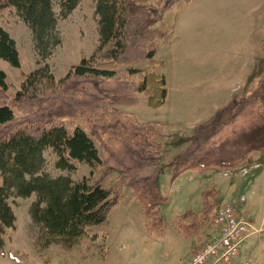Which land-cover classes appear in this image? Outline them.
Returning a JSON list of instances; mask_svg holds the SVG:
<instances>
[{
  "label": "trees",
  "instance_id": "trees-1",
  "mask_svg": "<svg viewBox=\"0 0 264 264\" xmlns=\"http://www.w3.org/2000/svg\"><path fill=\"white\" fill-rule=\"evenodd\" d=\"M96 1L99 45L57 78L45 60L62 43L58 21L66 19L80 0H60L59 12L53 0H0V12L14 7L31 29L39 58L38 67L24 76L14 95L8 94L7 75L0 69V255L5 253L6 230L16 221L9 202L13 194L39 196L31 216L40 227L35 237L40 250L54 243L70 246L106 236L96 228L109 219L127 187L140 203L148 229L163 234L164 221L156 213L166 200L159 184L164 167L171 169L175 181L189 170L231 165L264 149L263 80L250 96L228 101L193 127L187 147L163 165L167 124L141 120L122 107L139 104L140 94L153 108L166 102L168 82L158 72L163 61L155 55L168 33L158 23L163 12L180 0ZM0 58L21 66L16 41L1 25ZM246 111L256 116L251 125L216 143ZM98 143L107 153L104 160ZM47 149L61 169L76 172L86 163L93 171L102 170L81 181L42 174ZM211 195L212 190L202 193L200 212L211 209ZM194 226L187 224L184 229Z\"/></svg>",
  "mask_w": 264,
  "mask_h": 264
},
{
  "label": "rangeland",
  "instance_id": "rangeland-1",
  "mask_svg": "<svg viewBox=\"0 0 264 264\" xmlns=\"http://www.w3.org/2000/svg\"><path fill=\"white\" fill-rule=\"evenodd\" d=\"M53 2L56 12H59L60 0ZM96 6V0H80L66 19L58 21L62 43L45 60L57 78L63 77L72 64L89 57L99 45L101 38ZM6 12L2 16L8 19L11 14ZM158 25L168 33L159 42L155 55L163 61L158 72L164 74L168 82L167 100L161 107L153 108L148 105L147 97L140 94L139 104L122 109L135 113L141 120L167 124L169 129L162 139L164 165L169 156L187 147L193 127L209 119L228 101L247 98L263 82L264 0H180L163 12ZM13 33L20 40L21 70L29 73L39 65L32 33L31 50L27 42L29 37L23 30L16 28ZM252 50L259 54L260 63L251 61ZM248 58L250 64L245 61ZM246 64L248 66H241ZM0 69L9 75L11 86L7 92L14 95L20 85L16 80L21 70L2 58ZM244 70L253 79L246 90L233 92L232 87H239L238 79ZM248 112H243L227 126L216 143L224 140L226 135L251 125L256 116ZM97 146L102 159H106L103 145L98 143ZM249 154L231 165L209 167L208 176L204 178L197 176L188 183L186 178L179 192L176 188L178 179L172 181L171 169L164 167L160 181L166 200L156 213L164 221L163 234L148 229V220L141 212V205L127 187L109 219L96 228L106 236L70 246L54 243L40 250L35 243L40 227L31 216V206L39 200V196L36 192L29 196L13 194L9 202L16 221L13 227L6 230L5 253L0 255V264H187L191 250L198 249L212 236V220L220 207H235L243 201L246 209L253 208L255 211V214L249 215L251 222L260 223L262 220L264 170L257 175L253 170L257 165L264 166V150ZM43 156L41 173L51 177L70 176L74 181H81L91 173L99 175L102 170L93 171L91 166L83 163L76 172H69L56 166L57 158L51 149L45 150ZM117 176L118 172L114 171L113 177ZM262 189V194H259ZM205 190H212V207L200 212ZM128 202H134L135 206H128ZM192 210H197L194 211L197 213ZM189 212L193 213L183 217ZM187 224L195 226L186 231L184 226ZM258 234L256 256L263 258L264 227ZM186 251V257L180 259V254Z\"/></svg>",
  "mask_w": 264,
  "mask_h": 264
},
{
  "label": "crops",
  "instance_id": "crops-1",
  "mask_svg": "<svg viewBox=\"0 0 264 264\" xmlns=\"http://www.w3.org/2000/svg\"><path fill=\"white\" fill-rule=\"evenodd\" d=\"M5 10H7L6 13L11 14L10 18H8V19H6V18H4L2 16L3 13H5ZM0 25L3 28H5L9 32V34L16 41L17 48L19 50V55H20V62H21V66L19 67V69L21 70V68H22V61H21V50H20V43H19L20 40L18 39L17 36L14 35L13 30H15L16 28H19V29L23 30L26 35H28L29 38H28V41L27 42H28L29 50H31V29L27 26V24L23 20H21L17 16L14 7H7V8L3 9L0 12ZM250 57H251V61L259 62L260 63L259 54L256 55L253 50L250 53ZM255 57H256V59H255ZM262 59H264V58H262ZM245 61H248L249 62V58L247 60H245ZM254 62H252V64ZM262 62L264 64V60H262ZM249 64H250V62H249ZM241 66L246 67L248 65L246 64V65H241ZM22 72L23 71L21 70V74H19V77L16 80L18 82V84H20L19 85V88H20L21 83H22V81L24 79V76L27 74L25 72H23V73ZM6 75H7L6 80H7V83H8V90H9V88L11 86V82H10V79H9V75L7 73H6ZM241 75L242 76L238 79V82H239L238 85H239V87L237 88L236 86L233 85L234 86V87H232L233 88L232 89L233 92H235L237 90H241V89L242 90H246L248 84H250L251 81H252V79H253V77L250 78V76H248V73L245 70L241 73ZM226 98H228V97H226ZM169 127H170V125H169ZM258 151H262V150H257V151H254V152H258ZM254 152H252V153H254ZM252 153H250V154H252ZM257 166L258 167H256L255 170H253L256 175L258 173H261L264 170V166L263 165H257ZM189 171L191 172V173H189L190 175L185 172L176 181L177 182L176 183V188L178 187V192L183 189V185L181 183H184L185 180H186V178H187V183H188V180L191 181L192 178H196L197 176H199V177L202 176L204 178V177L208 176V173L207 172L210 171V170L204 171L205 173L204 172H201L199 170H189ZM189 171H187V172H189ZM162 173H163V171H162ZM202 174H204V175H202ZM187 183H185V185ZM159 184H160V187L162 189V186H161L162 184H161L160 178H159ZM190 186H192V184H190ZM184 189H185V187H184ZM263 189L261 191H259V194H262ZM185 190L188 191L190 189H187L186 188ZM187 191H184V192L187 193ZM128 206L134 207L135 206V203L134 202H128ZM245 209H246V204L244 206L243 201H242V203L240 202L239 204H236L235 205V210H236L237 214L239 216H241V217L246 218L249 221L251 227H250L249 233L247 234L245 240L243 241V244L241 246V250H240L238 256L235 257L230 264H264V256H263V258H261V257L258 258V256H256L257 255L256 254L257 245H258L259 239H260L259 236H258L259 235L258 232L261 231V230L263 231V227H264V213L262 215V220L260 221V223L251 222V219H250L249 215L251 216V215L255 214V211L253 210V208H250V209L248 208L246 210ZM192 211L194 212V211H197V210H192ZM195 213H197V212H195ZM187 251L189 252V250H187ZM187 251L185 253H183V254H180V259H182L183 257H186V254H188ZM194 251L195 250H191V254ZM260 261H263V263H261Z\"/></svg>",
  "mask_w": 264,
  "mask_h": 264
},
{
  "label": "built area",
  "instance_id": "built-area-1",
  "mask_svg": "<svg viewBox=\"0 0 264 264\" xmlns=\"http://www.w3.org/2000/svg\"><path fill=\"white\" fill-rule=\"evenodd\" d=\"M250 227L235 207H220L212 220V236L192 253L187 264H230L238 256Z\"/></svg>",
  "mask_w": 264,
  "mask_h": 264
}]
</instances>
